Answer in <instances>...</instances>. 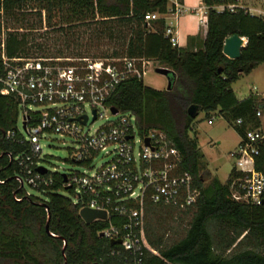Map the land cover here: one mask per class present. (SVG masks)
<instances>
[{
    "label": "trees",
    "instance_id": "obj_1",
    "mask_svg": "<svg viewBox=\"0 0 264 264\" xmlns=\"http://www.w3.org/2000/svg\"><path fill=\"white\" fill-rule=\"evenodd\" d=\"M202 2L207 7L206 35L202 47L190 51L170 45L163 17L149 26L144 21L147 13L165 14L167 0H0V54L7 57L30 56V34L10 27L11 23H28V13L37 15L40 23L43 12L47 27L87 22L96 26L97 35L118 41L120 51L112 50L103 58L153 59L171 70L169 89H154L130 76L116 85L106 103L135 115L140 134L160 130L180 154L179 170L192 176L198 191L195 204L185 212L145 203V242L157 255L143 250L135 263L119 244L97 234L106 222L84 223L79 205L58 193L64 189L62 174H54L55 183L41 191L46 200L27 196L19 187L11 156L27 151V144L17 143L22 138L18 132L14 139L5 138L7 131L16 129L17 106L0 84V264H264V191L258 205L236 201L230 188L238 176L234 168L224 183L210 178L208 171L200 172L198 141L190 136L195 118L187 114V108L196 105L206 118L223 117L239 136L247 126L258 125L255 111L264 107V100L252 94L238 100L231 85L264 63V20L245 8H214L235 0ZM232 34L246 38L236 59L222 53L225 37ZM35 48L41 57H58L46 56L40 45ZM237 119L241 125L235 124ZM255 168L264 176V143ZM173 212L189 215V220L183 236L166 243L155 224L161 214ZM47 213L50 234L45 230ZM110 220L114 225L123 221L117 216Z\"/></svg>",
    "mask_w": 264,
    "mask_h": 264
},
{
    "label": "built area",
    "instance_id": "obj_2",
    "mask_svg": "<svg viewBox=\"0 0 264 264\" xmlns=\"http://www.w3.org/2000/svg\"><path fill=\"white\" fill-rule=\"evenodd\" d=\"M214 8L247 9L240 0ZM185 11L179 0H167L165 14L147 13L144 21L149 26L168 13L176 18ZM257 16L264 20V11ZM164 36L172 47H178L173 26L165 25ZM0 46L3 48V43ZM0 61V84L21 111L22 130L27 136L24 138L18 129L5 133L10 140L18 132L22 138L17 143L27 144V151L11 156L22 187L44 192L55 183L56 172L43 164L40 141L50 133L71 137L76 145L70 160L87 170L57 174L63 175L61 186L74 196L72 203L79 205L78 213L82 208L104 211L106 218L94 221L106 222L107 226L97 234L108 240L119 239L122 250L133 256L135 263L143 250L157 255L145 242V203L185 212L195 204L198 191L192 185V176L179 170L180 154L160 130L140 134L135 115L118 109L113 113L106 103L116 85L130 76L142 79L151 62L127 57H7L3 52ZM108 115L116 119L109 121ZM82 117H86L85 123ZM255 117L258 125L244 129L232 153V168L238 176L230 184L234 200L252 205L262 202L264 191V176L255 168V157L264 143V107L256 109ZM97 120L105 123L90 130L87 126ZM241 123V119L235 122ZM100 152L109 156L108 161L89 173ZM112 216L122 218V223L112 224Z\"/></svg>",
    "mask_w": 264,
    "mask_h": 264
},
{
    "label": "rangeland",
    "instance_id": "obj_3",
    "mask_svg": "<svg viewBox=\"0 0 264 264\" xmlns=\"http://www.w3.org/2000/svg\"><path fill=\"white\" fill-rule=\"evenodd\" d=\"M34 11V10H33ZM28 23L13 24L10 27H15L19 32H26L28 36V44L30 47L29 57L41 56V52L36 50V46H42L41 50L46 51V56H58L57 58H75L78 55L89 58H103L105 54H110L112 50L120 51L121 45L118 41H110L102 34L97 35L94 28L96 26L90 23H73L54 24L52 27H47L44 20V13H41V22H38V16L34 13H28ZM61 26V29H59ZM61 54L57 55V51ZM164 67L159 62L153 61L148 67L147 72L142 78L144 85L151 88H165L167 79L154 71V68ZM165 68V67H164ZM258 74L248 77L243 74L239 79L232 83L231 88L238 98L246 97L250 94L255 95L259 93L257 98H261V90L249 89L254 85L252 80H255ZM260 80V79H257ZM263 84V83H262ZM88 110V109H87ZM89 112V110H88ZM90 114V113H89ZM21 111L17 110L15 128L26 138L25 132L22 130ZM116 116L108 115V120L113 121ZM212 124L206 122L205 112L201 111L195 117L192 123V130L190 136H195L198 141V148L200 152V172L208 171L210 178H217L224 183L229 175L231 168L234 165V157L232 152L237 147L238 135L236 131L227 124L226 120L216 114L211 115ZM105 120H97L90 127V130L100 127ZM86 129V128H85ZM42 148V155L44 157L43 164L45 167L56 173L62 171L83 172L87 170L75 163L71 159L72 149L76 145L73 139L69 136H59L57 133H50L45 136V139L40 141ZM109 156H105L103 152L96 155L93 162V167L88 171L92 172L99 165L107 162ZM205 181L204 184H207ZM25 191H28L33 196L46 200L47 197L43 192L32 189L26 185L23 186ZM58 193L67 197L74 202V196L67 190L61 189ZM161 219L156 222V228L163 233V239L166 243H172L184 234L186 222L189 220V215L177 214L176 212L170 214H161ZM146 220V216H145Z\"/></svg>",
    "mask_w": 264,
    "mask_h": 264
},
{
    "label": "crops",
    "instance_id": "obj_4",
    "mask_svg": "<svg viewBox=\"0 0 264 264\" xmlns=\"http://www.w3.org/2000/svg\"><path fill=\"white\" fill-rule=\"evenodd\" d=\"M179 1L184 6V8L187 9V11L178 15L176 18H174V15L171 13L164 15L163 18L165 20V25L169 24L173 26V29L178 37L179 48L190 51H196L197 49H200L202 47L206 35L207 7L203 4L202 0H179ZM240 3L243 6H245L251 14L258 15V12L264 11V0H240ZM242 39L245 45L246 38L242 37ZM145 59L151 62L150 65L152 64L153 61H156L153 59H147V58ZM254 72L258 74V77L255 80H252L254 82L253 83L254 85H252V87L249 89L251 90V89L260 88L262 97L259 99L264 100V63L257 65L246 75L250 77L251 75H254ZM154 89L162 90V89H166V87L162 89L159 88H154ZM258 94L259 93H256L255 95L258 96ZM246 97L240 99L236 96L238 100H242ZM208 120H211V117L206 118V122ZM210 124H212V120ZM238 137H239L238 139L239 142L240 136L238 135Z\"/></svg>",
    "mask_w": 264,
    "mask_h": 264
},
{
    "label": "water",
    "instance_id": "obj_5",
    "mask_svg": "<svg viewBox=\"0 0 264 264\" xmlns=\"http://www.w3.org/2000/svg\"><path fill=\"white\" fill-rule=\"evenodd\" d=\"M244 46L245 45H244V41H243L242 37H239L237 34L228 35L224 39L223 46H222V53L229 59H236V58L240 57L241 49ZM154 71L157 74H160V75L165 76L167 78L166 89H169V87H170L169 78L171 75V70H169L168 68H164V67H157V68H155ZM111 111L113 113H115L116 108L111 107ZM199 112H201V110L198 109L196 105H190L187 108V114L191 118H195ZM85 120H86V117H82V123H85ZM23 128H24V126H23ZM146 143H147V140H146ZM38 169L41 172L45 171L44 168H38ZM16 179L19 182V187L22 188L21 179L19 177H16ZM64 180H65V178H64ZM44 206L46 207V205H44ZM78 214H79L80 218L83 220V222L86 224H90V223L94 222V220H96V219H105L106 218V214L104 211L94 210V209H90V208H82L79 210ZM48 220H49V214L47 213V222L45 224V230L48 234H50L49 230H48ZM110 243L120 244L121 241L119 239L110 240ZM64 247H65V241H63V246H62V250H61L62 253L64 251Z\"/></svg>",
    "mask_w": 264,
    "mask_h": 264
}]
</instances>
